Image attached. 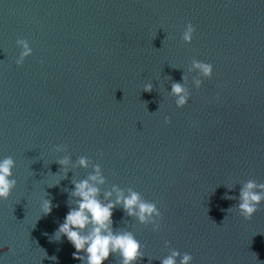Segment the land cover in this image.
<instances>
[{
	"label": "water",
	"instance_id": "obj_1",
	"mask_svg": "<svg viewBox=\"0 0 264 264\" xmlns=\"http://www.w3.org/2000/svg\"><path fill=\"white\" fill-rule=\"evenodd\" d=\"M18 39L32 48L21 66ZM193 59L213 66L199 89ZM183 74L190 99L177 108L168 91ZM63 155L99 163L105 188L157 204L155 232L114 210L113 227L143 246L136 264L170 249L193 264H264V202L245 220L225 199L264 183V0H0V157L15 160L17 181L0 201V264H80L53 234L72 180L91 169L50 188Z\"/></svg>",
	"mask_w": 264,
	"mask_h": 264
},
{
	"label": "clouds",
	"instance_id": "obj_2",
	"mask_svg": "<svg viewBox=\"0 0 264 264\" xmlns=\"http://www.w3.org/2000/svg\"><path fill=\"white\" fill-rule=\"evenodd\" d=\"M195 28L191 23L187 24L181 39L185 44L192 42ZM17 46L20 48L17 66H21L24 60L32 54V48L27 40L18 39ZM188 71L197 75L192 79V84L199 89L203 80L209 79L213 73V66L197 59L191 61ZM182 82H173L168 95L174 98L177 108H183L190 99L187 84V76L181 77ZM152 83H146L143 87L145 92H151ZM168 117L164 123L169 124ZM54 150L57 153L66 152V146L57 145ZM60 166L61 178L50 186H57L62 179L67 178L70 170L75 168L91 169L86 178L73 179L68 211L59 224L53 237L59 241L65 237L75 251L72 258L79 260L80 264H105L109 256H118V264H136V261L144 257L141 251L142 245L135 238L132 231L113 227L114 210L122 212L141 225H151L155 232L159 229L158 221L161 212L155 202L146 201L139 192L132 187L121 188L116 184L105 188L107 184L99 163H93L88 157L81 156L75 162L71 156L63 155L55 161ZM15 160L11 156L0 157V201L7 200L16 187L17 181L13 178ZM55 176L56 174H52ZM238 197L225 195V199H235L238 203L234 206L236 211L245 220H250L259 210V205L264 202V183L248 180L240 185ZM229 190L232 187H228ZM53 204L50 199H42L40 211L43 215L52 212ZM232 208L228 211L230 212ZM41 217V216H40ZM165 247H168L167 242ZM55 260V257H51ZM149 261L155 258H149ZM160 264H193V256L190 253H181L170 249L169 254L158 259Z\"/></svg>",
	"mask_w": 264,
	"mask_h": 264
}]
</instances>
